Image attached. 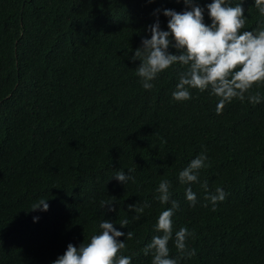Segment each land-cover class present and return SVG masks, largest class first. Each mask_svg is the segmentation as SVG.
Masks as SVG:
<instances>
[{
	"label": "trees",
	"instance_id": "16d2710c",
	"mask_svg": "<svg viewBox=\"0 0 264 264\" xmlns=\"http://www.w3.org/2000/svg\"><path fill=\"white\" fill-rule=\"evenodd\" d=\"M212 2L194 0L208 25ZM254 2L242 0V31L264 19ZM165 9L183 12L185 5L0 0V264H52L69 243L79 247L99 234L103 220L125 233L117 238L126 244L120 255L151 264L143 250L160 235L154 226L171 206L155 198L165 179L179 203L170 258L179 256L175 232L186 227L195 233L186 244L196 254L179 264H264V85L251 90L260 93V103L234 99L220 114L209 91L190 89V100L173 99L186 70L180 64L145 90L135 70L140 61L130 57L151 38L157 19L168 30ZM202 152L208 166L190 185L197 197L191 206L189 185L178 175ZM120 171L132 179L119 182ZM205 181L208 193H226L215 211L205 200ZM41 199L48 210L33 211ZM109 200L116 211L101 208ZM145 201L150 207L136 220L128 205ZM124 219L128 225L121 228Z\"/></svg>",
	"mask_w": 264,
	"mask_h": 264
},
{
	"label": "clouds",
	"instance_id": "9594fccd",
	"mask_svg": "<svg viewBox=\"0 0 264 264\" xmlns=\"http://www.w3.org/2000/svg\"><path fill=\"white\" fill-rule=\"evenodd\" d=\"M183 3V12L172 9L163 11V15L169 18L168 30H161L157 19L149 26L151 38H143L141 47L130 57L132 61H140L135 70L143 88L150 90L153 87L151 81L159 73L180 64L186 70L180 73L179 82L172 93L177 102L190 100V89H196L200 92L209 91L211 96L218 99L217 114L234 99L241 102L247 99L253 105L260 103V93H253L251 90L254 86L264 85V19L256 29L242 31L246 24L242 0L234 6L230 0H213L207 5L211 20L208 25L204 22V9L196 5L194 0H183ZM254 6L259 16L264 18V0H255ZM170 47L175 48L179 54L171 53ZM206 161L207 156L202 152L179 172V182L189 185L185 195L191 206H195L197 197L190 185L198 182L200 170L208 166ZM114 177L123 184L132 179L124 171L118 172ZM201 186L206 192L205 200L212 203V210L215 211V205L226 198V193L221 188H217L215 194L208 193L207 181ZM170 188V182L165 179L156 189L158 195L155 198L161 204L171 206L159 214L154 226V230L160 235L153 236L143 250L146 256L151 255V264H179L181 258H191L196 254L186 244L187 239L194 237L195 233L181 227L174 234V244L179 256L170 258L168 245L173 240L172 217L179 208V203L171 199ZM46 201L41 199L32 206V210L47 211L49 205ZM114 203L112 200L101 201V208L116 211L112 207ZM148 207L150 205L147 201L142 205H128L129 210L136 213V220L140 219ZM119 224L121 228L127 227L128 220H121ZM99 228V234L92 235L88 243L83 242L79 247L69 243L65 253L52 264H131L132 257L120 255L126 244L117 238L125 236V233L116 230L108 220H103ZM132 238L133 232L128 231L126 239Z\"/></svg>",
	"mask_w": 264,
	"mask_h": 264
}]
</instances>
